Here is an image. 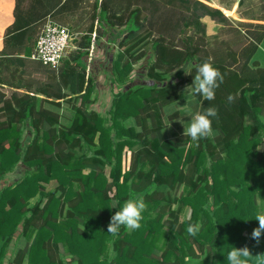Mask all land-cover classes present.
Listing matches in <instances>:
<instances>
[{
    "label": "trees",
    "instance_id": "obj_1",
    "mask_svg": "<svg viewBox=\"0 0 264 264\" xmlns=\"http://www.w3.org/2000/svg\"><path fill=\"white\" fill-rule=\"evenodd\" d=\"M177 2L190 13L186 19H192L198 34H188L179 43L162 36L151 39L140 6L118 13L105 0H94L90 25L57 66L53 81L34 87L23 83L8 95L0 88V176L18 161L30 166L14 185L0 190V264L17 230L26 245L14 256L16 264L25 254L28 264H188L186 228L197 223L201 212L206 219L199 233L191 236L207 246L200 254L205 259L198 264H227V252L245 245L253 255L264 253V236L257 245L243 233L259 226L255 215L264 211V148L257 149L264 143V121L260 119L264 117V66L251 61L264 36V23L239 21V25L253 24L258 30L252 33L255 43L237 66L229 62L223 49L209 45L206 25L200 20L209 15L225 24L227 15L204 0ZM13 16L2 35L0 63L23 65L43 14L22 11L15 0ZM106 35V42L118 47L112 68L120 81L124 76L118 69L129 70L140 59L143 72L152 79L147 85L128 83L114 93L109 125L90 108L97 81L87 70L93 60L91 47L100 45ZM205 61L222 72L224 81L212 101L189 95L191 113H203L208 107L218 110L212 118L214 137L192 141L183 136L184 129L177 123L181 121L177 105ZM129 117L135 125L125 127ZM170 121L176 128L167 134ZM22 127L32 134L25 142L20 139ZM88 147L91 154L74 151ZM126 147L132 149L128 168ZM105 161L110 164L108 178L95 168ZM188 163L195 170L190 176L184 169ZM51 182L55 185L48 189ZM185 182L192 193L186 196L191 216L180 219L179 209L170 201L161 208L163 198L156 196L153 187L155 183L175 187ZM232 184L238 189H232ZM130 193L145 198L141 227L131 232L121 228L114 237L107 228L119 209L109 206L115 201L123 204ZM33 197L37 201L31 204ZM210 198L220 204L207 205ZM210 209L216 213L212 222ZM166 232L171 239L161 247L158 240ZM59 243L70 259L59 252ZM112 250L117 256L110 261Z\"/></svg>",
    "mask_w": 264,
    "mask_h": 264
},
{
    "label": "rangeland",
    "instance_id": "obj_2",
    "mask_svg": "<svg viewBox=\"0 0 264 264\" xmlns=\"http://www.w3.org/2000/svg\"><path fill=\"white\" fill-rule=\"evenodd\" d=\"M209 5L213 7H217L218 4L225 15H227V21L225 24L220 23L212 19L213 29L210 33L207 32V27L205 32L207 33L206 39L209 42V45L220 47L223 49L226 54H228V60L231 64L237 65L238 62H242L243 58L246 56L247 50L255 43L253 32L256 33L258 29L257 27L250 24L248 26L239 25L238 19L236 18L239 13H243L246 16L250 17H260L264 16V0H242L236 10V12L228 11L227 7L230 8L232 2L234 0H204ZM93 2L94 0H18V7L20 10H26L29 12L38 11V14H43L37 30L35 32V38L38 33L41 31L45 21L47 18H51L61 24H64L68 27L71 40L67 51L73 50V46L76 45V42L80 39V36L87 30L88 26L92 21V11H93ZM105 2L110 7V10H114L118 13H124L128 8L138 5L142 9L141 20L143 22L144 28L150 29L152 31V38L162 36L165 40L179 43L182 38L187 37L188 34L195 33L198 34V30L192 22V19H186L187 12L182 6H180L177 0H105ZM232 10V9H231ZM241 11V12H240ZM203 17V16H202ZM202 17L200 20L202 21ZM206 17L205 19H209ZM189 21V25H185V21ZM203 22V21H202ZM204 23V22H203ZM252 23V22H250ZM255 24V23H254ZM206 25V24H205ZM143 28V29H144ZM102 38V42L100 45H93L90 49V53L92 55V62L88 67V71L90 75H92L97 81L96 86L91 94L92 102L90 104V108L97 111L105 120V125H109L110 114L108 112L112 98L114 93L123 90L125 85L129 84H137V85H147L152 83V79H150L142 69V60H137L133 63L129 70H123L119 68L120 75L124 76L122 81L119 80L118 75L112 68V63L114 58H116L118 47L116 43L108 44L106 42V37ZM34 43V42H33ZM150 43L146 46L145 50L149 48ZM33 46V45H32ZM263 46V47H262ZM260 46L258 54H252V57L256 60H261V64L264 65V44ZM67 52V53H68ZM260 57V59H259ZM238 66V65H237ZM57 67H50L48 65H44L36 60L31 59L30 57L26 59L25 64H19L17 62H5L1 61L0 63V88L8 95L13 89H16L17 85L28 83L31 87H34L39 82H47L53 81L54 75ZM128 84V85H129ZM20 93L24 92L23 88H18ZM190 97L188 95V103L186 95H182L180 97V102L177 107L180 109L181 114V122L186 125L183 121L190 123V118L188 113L192 111L191 103H189ZM263 117V116H262ZM180 121L182 129H184V125ZM188 123V124H189ZM170 127H167V134L172 131V129L176 128L175 122H169ZM173 129V130H174ZM181 129V130H182ZM114 133V130L111 131ZM32 134L28 133L27 129L22 127L20 139L25 142L31 138ZM117 139V137L115 136ZM137 144L133 146L136 147ZM259 150L262 151L264 148V143L261 142L257 145ZM75 148L74 151L80 154L81 152H86L91 154V148H84L81 150H77ZM89 149H91L89 151ZM258 149V148H257ZM125 156L124 162L126 167L128 168L131 162V154L132 149L126 147L125 148ZM207 165L209 164V158L206 159ZM30 166L27 164L18 161L10 171L6 172L4 175L0 176V190L5 186L14 185L18 180H20L25 174L26 170L29 169ZM96 169L102 171L104 175L108 178V174L110 171V164L105 161L101 165H96ZM188 176L194 174L193 163H188L184 168ZM202 169V167H200ZM209 183L212 181L209 178ZM54 183H48L47 188L52 189L54 187ZM231 185V188L234 190L238 189V186ZM156 190V196L162 197L163 202L161 203V208L164 207V204L170 201L171 206L179 209V217L180 219L189 218L191 216V206L186 202L187 197L192 193L189 191L190 185L185 183H180L175 187L166 185V184H154L153 187ZM233 198V195L230 197ZM37 201V197H33L30 201L31 204H34ZM216 199H207L206 204H212L214 207L219 205L220 203H216ZM159 207V206H158ZM157 207V209H158ZM209 214H211V221L215 220V212L212 209ZM201 212L197 223L203 225L206 216ZM220 214V210L217 212ZM253 230V229H252ZM245 235H250L248 233V229L243 232ZM167 232L162 234L158 240V244L163 247L166 242H169L170 238H166ZM16 240L18 238H24L19 234V230H17L14 235ZM189 249L188 255L185 256V259L189 257L188 264H198L200 260H204L205 257L200 254L203 253L205 247L200 244L198 241L193 240V238L189 235ZM12 244L9 247L7 244V252H11L12 254L9 256L5 254L4 258H2L1 264H16V259L14 256L17 255L21 249L23 248H15V252H12L13 242L15 243V238L13 239ZM158 249L155 250L154 255L158 254ZM63 255H65L63 253ZM192 256V257H191ZM199 256V257H195ZM66 257V256H65ZM69 259V256H67ZM74 259V258H73ZM19 264H28L27 263H19ZM75 264V263H71ZM184 264V263H181Z\"/></svg>",
    "mask_w": 264,
    "mask_h": 264
},
{
    "label": "clouds",
    "instance_id": "obj_3",
    "mask_svg": "<svg viewBox=\"0 0 264 264\" xmlns=\"http://www.w3.org/2000/svg\"><path fill=\"white\" fill-rule=\"evenodd\" d=\"M186 74H191L185 70ZM224 81L222 72L213 66L209 61H205L199 65L196 69L194 80L191 87L188 85L183 90V95H197L203 98L205 101H212L215 99V89ZM231 100L232 97L230 96ZM218 110L215 107H208L205 112L188 113L190 123L184 125L183 136L189 137L192 141H199L201 139H211L214 137L213 120L217 117ZM264 121V117H260ZM125 127H132L135 125V120L129 117L124 122ZM171 126V125H170ZM169 126V127H170ZM136 131L140 132L142 129L136 127ZM258 150L260 148L257 147ZM145 198L143 195H136L130 193L129 198L120 204L119 201L113 202L109 208H118L110 219L107 233L112 236H118L121 228L131 232L141 227V221L143 220V212L146 210ZM255 219L258 220L259 226L254 228L250 234V239L254 240L259 245L262 236H264V211H259L255 215ZM201 224H189L186 228V232L190 236H196L201 230ZM117 253L112 250L109 253V260H115ZM227 264H264V253L253 255L250 248L245 245L243 247H233L226 254Z\"/></svg>",
    "mask_w": 264,
    "mask_h": 264
},
{
    "label": "built area",
    "instance_id": "obj_4",
    "mask_svg": "<svg viewBox=\"0 0 264 264\" xmlns=\"http://www.w3.org/2000/svg\"><path fill=\"white\" fill-rule=\"evenodd\" d=\"M71 40L68 27L47 18L36 36L30 58L50 67H57L67 54Z\"/></svg>",
    "mask_w": 264,
    "mask_h": 264
},
{
    "label": "crops",
    "instance_id": "obj_5",
    "mask_svg": "<svg viewBox=\"0 0 264 264\" xmlns=\"http://www.w3.org/2000/svg\"><path fill=\"white\" fill-rule=\"evenodd\" d=\"M238 4H239V0H234L232 2L231 7L230 8L227 7L226 9H228V11L236 12V14H237V11L238 10H236V9L238 7ZM14 6H15V0H0V49L3 46L2 35L4 33V30H5L6 26L9 25L13 21V19H14V16H13ZM217 7L220 8V9H223L222 7H220L219 4H218ZM237 15L238 16L237 17H234V18H236V20L238 19V21H242V22H252V23H264V19H260L259 17H256V16L255 17L246 16L242 12L241 13L238 12ZM206 17H208V16L207 15H204L202 17V21L206 24V27L208 29L207 32L210 33L212 31H209V30L213 29V24H212L213 20L210 17H208L209 19H205ZM262 44H264V36L258 42L257 47H256L255 52H254V55L255 54H258L259 49H260V46H262ZM253 57L251 58V61L252 60H256ZM259 59H260V57H259ZM257 61L261 64V62H260L261 60L260 61L257 60ZM248 233L251 234L252 231H250ZM14 238H15V243L13 242V246L14 247L12 248V252H15V248L25 247V245H26V239L25 238H18L16 240V237L15 236L9 241V243H8L9 244V247L12 244V241H14L13 240ZM7 248L8 247H6V249ZM58 250H59V252L61 254H63V253L65 254L64 255V257L66 256L65 258H68L67 256H69V259H70L71 255L65 253V251H64L63 246H62L61 243L58 244ZM6 252L7 251L5 250V254L6 255H7V253L9 254V256L12 254L11 252H7V253ZM22 262L23 263H27V256H26V254L23 257Z\"/></svg>",
    "mask_w": 264,
    "mask_h": 264
}]
</instances>
